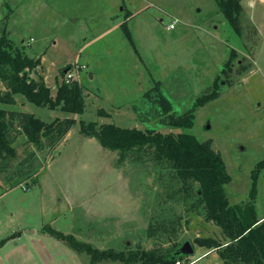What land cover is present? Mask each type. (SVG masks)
<instances>
[{
    "label": "rangeland",
    "instance_id": "374dc122",
    "mask_svg": "<svg viewBox=\"0 0 264 264\" xmlns=\"http://www.w3.org/2000/svg\"><path fill=\"white\" fill-rule=\"evenodd\" d=\"M241 5L238 36L214 0H0V33L6 29L15 47L40 60L29 76L44 79L55 96L56 84L72 74L85 105L83 114L66 115L21 94L0 105L47 123L75 119L60 140L40 136V147L16 121L10 127L16 156L0 160V264H141L122 260L157 248L172 254L185 243L194 253L182 254L183 264H222L215 250L195 244L227 241L197 207L198 186L188 197L165 163L136 156L119 163V152L81 135L80 122L179 133L166 128L168 116L187 112L216 83L217 97L196 110L189 132L221 156L231 204H245L257 179L255 207L264 215V0ZM152 218L173 224L176 237L151 231ZM46 228L123 259L93 261Z\"/></svg>",
    "mask_w": 264,
    "mask_h": 264
},
{
    "label": "trees",
    "instance_id": "16d2710c",
    "mask_svg": "<svg viewBox=\"0 0 264 264\" xmlns=\"http://www.w3.org/2000/svg\"><path fill=\"white\" fill-rule=\"evenodd\" d=\"M214 1L218 13L238 36H242L241 24L244 12L241 0ZM123 30L126 35V27ZM231 60L232 57L228 60L227 67L230 66ZM39 64V59H33L19 47H15L8 39L6 29L2 30L0 33V81L6 90L3 93L0 92V105H14V96L21 94L26 101L38 107L59 109L66 115L83 114L85 105L81 86L77 82L58 83L53 96L44 79L35 80L29 76ZM65 70L64 68L61 71L62 75ZM214 86L213 93L196 99L192 107L184 114L168 116L166 128L179 133L163 134L152 128L128 129L113 124L98 125L97 122L83 121L80 122V133L84 137L95 139L105 150L119 152V163H123L127 158L134 161L135 156L138 161L147 158L157 163H165L174 173L171 179L176 185H181L188 197L192 185L196 184L198 186L195 192L197 207L202 208L206 221L212 222L221 229L227 241L220 243L213 239H197L195 244L198 247L215 250L222 264H264V215L258 216L255 207L257 179L253 177L248 201L245 204H231L226 193L230 176L221 156L212 149L210 141H200L189 132L194 124L196 110L217 97V84L215 83ZM160 98L161 108L164 112H169V102L164 99V96ZM15 121L29 142L37 147L41 145L40 136L56 135L60 140L75 124L74 118L56 119L47 123L27 113L0 108V160L8 157L12 159L16 156L8 137L9 129L14 126ZM178 192L176 191L174 195H178ZM174 195H169L168 198L172 202H177ZM151 220L156 224L153 225L155 229L150 226L151 231L155 233L161 231L167 236L168 241L176 237L177 230L173 224L159 221L158 218ZM45 232L59 241L67 242L75 251H86L93 261L107 258L108 254L113 261H121L124 256L123 253L113 254V250H109V253L93 250L90 245L76 241L72 235H64L50 228H46ZM149 235L155 236L151 232ZM171 250L157 248L139 251L130 254L122 261L126 263L140 261L141 264H175L184 255H182V249H174L170 254Z\"/></svg>",
    "mask_w": 264,
    "mask_h": 264
},
{
    "label": "water",
    "instance_id": "95a60500",
    "mask_svg": "<svg viewBox=\"0 0 264 264\" xmlns=\"http://www.w3.org/2000/svg\"><path fill=\"white\" fill-rule=\"evenodd\" d=\"M182 252L183 254H185L186 256H191L194 253L193 248L189 245V243H185L183 248H182Z\"/></svg>",
    "mask_w": 264,
    "mask_h": 264
},
{
    "label": "built area",
    "instance_id": "2783aa9c",
    "mask_svg": "<svg viewBox=\"0 0 264 264\" xmlns=\"http://www.w3.org/2000/svg\"><path fill=\"white\" fill-rule=\"evenodd\" d=\"M73 78L72 74L68 73L65 77H64V83L66 84H69L71 82V79ZM192 262L190 263H187V264H191ZM175 264H183V262L181 260L177 261Z\"/></svg>",
    "mask_w": 264,
    "mask_h": 264
},
{
    "label": "crops",
    "instance_id": "0c3cea01",
    "mask_svg": "<svg viewBox=\"0 0 264 264\" xmlns=\"http://www.w3.org/2000/svg\"><path fill=\"white\" fill-rule=\"evenodd\" d=\"M0 83H1V84H0V86H1V85L3 86V84H2V82H1V81H0ZM193 250H194V249H193Z\"/></svg>",
    "mask_w": 264,
    "mask_h": 264
}]
</instances>
